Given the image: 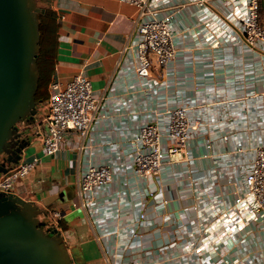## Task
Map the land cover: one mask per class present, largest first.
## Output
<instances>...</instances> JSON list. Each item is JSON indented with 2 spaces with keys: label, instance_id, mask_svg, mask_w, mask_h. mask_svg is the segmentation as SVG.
Returning <instances> with one entry per match:
<instances>
[{
  "label": "crops",
  "instance_id": "obj_1",
  "mask_svg": "<svg viewBox=\"0 0 264 264\" xmlns=\"http://www.w3.org/2000/svg\"><path fill=\"white\" fill-rule=\"evenodd\" d=\"M173 1L182 5L172 21L178 54L166 82L144 88L133 72L134 6L120 0H51L59 23L51 79L64 86L77 74L89 77L102 107L85 133L70 131L52 154L44 152L41 140L47 103L39 106L34 118L20 122L27 140L21 157L37 155L39 161L17 179L14 193L40 208L39 218L48 229L55 227L53 209L61 211L58 230L73 264H168V260L169 264H257L263 259L264 212L260 210L216 249L205 248L197 255L186 243L196 235L193 230L201 220L195 207L198 201L215 195L230 201L234 195L233 178L224 171L238 158L236 141L223 139L219 133L238 132L248 125L241 156L246 161L251 156L250 143L260 132L257 121L264 120V108L257 102L264 90V49L248 50L244 44L226 40L219 28L207 26L199 6ZM263 2L260 0V16L264 21ZM212 9L224 15L227 7L217 2ZM201 97L207 101L199 102ZM174 99L197 104L191 109L195 113L205 106L202 111L206 116L215 118L207 120L213 126L207 135L191 137L184 159L166 163L154 177L151 186L163 192L167 203L156 206L146 193L148 182L126 169L100 191L103 208L93 214L81 203L79 194L86 165L128 159L129 137L137 125L158 117L157 111L173 104ZM243 109L247 115L240 119L238 112ZM234 168L232 177L239 175V169ZM212 179L215 184L207 188ZM110 199L114 201L107 205ZM138 201L144 202L147 219L152 222L137 223L138 235L133 236L130 226Z\"/></svg>",
  "mask_w": 264,
  "mask_h": 264
},
{
  "label": "built area",
  "instance_id": "obj_2",
  "mask_svg": "<svg viewBox=\"0 0 264 264\" xmlns=\"http://www.w3.org/2000/svg\"><path fill=\"white\" fill-rule=\"evenodd\" d=\"M120 1L136 8L134 76L144 88L164 84L178 54L172 21L182 5L174 4L173 0ZM217 2H223L225 8L227 7L224 15L213 11L212 4ZM185 3L199 6V12L205 18L207 26L219 28L226 40L244 44L248 50L254 47L264 49V21L260 16V0H185ZM198 101L205 103L207 98L201 97ZM257 102L264 108V90ZM46 103L48 111L43 117L46 126L41 135L46 154L55 152L67 139L70 131L76 129L85 133L96 118V112L102 107L93 93L91 79L81 74L73 76L64 86L51 80ZM195 105L197 104L187 100L174 99L173 104L157 111L158 117L141 121L129 137L128 159L88 163L82 172L79 185L81 203L88 206L93 214L101 213L103 204L98 197L100 191L110 185L115 174L130 169L148 182L145 190L153 198L155 205L164 206L168 199L159 188L151 186L154 177L164 169L166 163L173 164L189 154L188 147L193 135H207L213 127L208 125L207 120L213 122L215 116H206L202 111L205 106L198 109L199 113L192 112V106ZM238 115L240 119H244L247 112L243 109ZM257 122L260 132L251 141L253 144L250 143L251 156L247 161L243 156L248 125L241 126L238 132L227 130L219 133L223 139L231 137L236 141L234 148L238 158L224 171L229 178H233L234 195L230 201L225 196L215 195L208 200L202 198L196 204L201 220L192 229L196 235L186 243V248L197 255L205 248L216 249L220 243L252 220L257 211L264 212V120L259 119ZM38 161L37 155L21 157L17 163L1 172L0 190L14 192L17 179L26 175ZM234 167L239 169V175L232 177ZM214 184L215 179H212L207 188ZM113 201L110 199L107 205H111ZM137 205L134 224L130 226L133 236L138 235L135 226L137 223L152 222L147 219L144 202L138 201ZM53 213L55 220L52 222L54 228L58 229V218L62 214L59 209H53ZM99 219L102 222L101 216ZM190 220L191 223L196 222L193 218ZM167 263L171 261L168 260ZM257 264H264V256Z\"/></svg>",
  "mask_w": 264,
  "mask_h": 264
},
{
  "label": "water",
  "instance_id": "obj_3",
  "mask_svg": "<svg viewBox=\"0 0 264 264\" xmlns=\"http://www.w3.org/2000/svg\"><path fill=\"white\" fill-rule=\"evenodd\" d=\"M39 11L36 0H0V173L21 158L19 123L38 111ZM39 213L19 193L0 190V264H73L63 235L45 229Z\"/></svg>",
  "mask_w": 264,
  "mask_h": 264
},
{
  "label": "trees",
  "instance_id": "obj_4",
  "mask_svg": "<svg viewBox=\"0 0 264 264\" xmlns=\"http://www.w3.org/2000/svg\"><path fill=\"white\" fill-rule=\"evenodd\" d=\"M37 6L40 8L38 13L40 28V49L36 58L39 66V85L35 95L37 108L46 102L49 96V83L52 80L54 71L55 57L58 45V28L57 12L52 9L51 0H36ZM36 115V114H35ZM34 115V117H35ZM33 117V118H34ZM43 225V223H41ZM48 230L47 227H44Z\"/></svg>",
  "mask_w": 264,
  "mask_h": 264
},
{
  "label": "flooded vegetation",
  "instance_id": "obj_5",
  "mask_svg": "<svg viewBox=\"0 0 264 264\" xmlns=\"http://www.w3.org/2000/svg\"><path fill=\"white\" fill-rule=\"evenodd\" d=\"M30 119H32V118H27L25 121H27V120H30ZM20 128V127H19ZM21 130H23V129H21ZM23 136V135H22ZM5 153H2L1 155H0V161H3L4 159H5ZM1 174V173H0Z\"/></svg>",
  "mask_w": 264,
  "mask_h": 264
},
{
  "label": "rangeland",
  "instance_id": "obj_6",
  "mask_svg": "<svg viewBox=\"0 0 264 264\" xmlns=\"http://www.w3.org/2000/svg\"><path fill=\"white\" fill-rule=\"evenodd\" d=\"M264 1V0H263ZM263 4H264V2H263Z\"/></svg>",
  "mask_w": 264,
  "mask_h": 264
}]
</instances>
